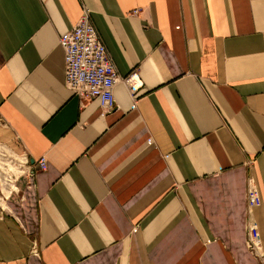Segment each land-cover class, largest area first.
<instances>
[{"label": "crops", "instance_id": "0c3cea01", "mask_svg": "<svg viewBox=\"0 0 264 264\" xmlns=\"http://www.w3.org/2000/svg\"><path fill=\"white\" fill-rule=\"evenodd\" d=\"M84 9L143 82L108 112L64 87ZM0 142L47 164L0 200V264H264V0H0Z\"/></svg>", "mask_w": 264, "mask_h": 264}, {"label": "built area", "instance_id": "2783aa9c", "mask_svg": "<svg viewBox=\"0 0 264 264\" xmlns=\"http://www.w3.org/2000/svg\"><path fill=\"white\" fill-rule=\"evenodd\" d=\"M64 54V87L81 100L97 99L104 112L116 106L114 89L117 84L125 86L135 97L143 88V82L136 72L124 77L118 76L113 60L99 34L90 21V12L83 10L77 23L58 39ZM47 168L45 158L36 162V168L29 164L25 153L16 156L7 147L0 146V200L15 189V181L21 176L31 177ZM261 204L256 186L251 179L246 188V206L251 211ZM260 236L253 220L248 222V246L256 251Z\"/></svg>", "mask_w": 264, "mask_h": 264}, {"label": "rangeland", "instance_id": "374dc122", "mask_svg": "<svg viewBox=\"0 0 264 264\" xmlns=\"http://www.w3.org/2000/svg\"><path fill=\"white\" fill-rule=\"evenodd\" d=\"M0 146H2V147H4V148H8V146L6 145V144H4V143H1L0 142ZM10 151H12L10 148H8ZM16 156H20L21 154L20 153H14ZM0 205L2 206L3 205V203L0 201Z\"/></svg>", "mask_w": 264, "mask_h": 264}]
</instances>
